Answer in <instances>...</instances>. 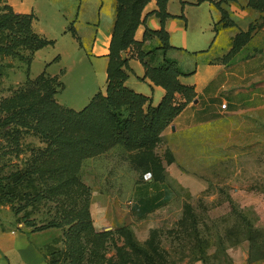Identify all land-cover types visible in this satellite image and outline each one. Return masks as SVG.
I'll return each mask as SVG.
<instances>
[{
    "label": "rangeland",
    "instance_id": "374dc122",
    "mask_svg": "<svg viewBox=\"0 0 264 264\" xmlns=\"http://www.w3.org/2000/svg\"><path fill=\"white\" fill-rule=\"evenodd\" d=\"M6 4L0 0V10ZM256 11L255 34L238 39L242 48L254 38L249 53L264 51V10ZM32 53L23 47L17 57L0 56V98L43 71L48 54L32 64ZM215 118L173 131L174 118L153 142L124 138L83 161L79 177L90 191L94 228L109 232L102 243L98 236L84 239L87 261L97 249L100 264H264V101ZM45 144L29 132L21 153L0 152V231L37 232L49 264H66L67 227L37 230L60 219L59 201L37 198L38 180H16L31 164L32 149ZM147 171L155 179L146 180ZM0 264H7L1 256Z\"/></svg>",
    "mask_w": 264,
    "mask_h": 264
},
{
    "label": "trees",
    "instance_id": "16d2710c",
    "mask_svg": "<svg viewBox=\"0 0 264 264\" xmlns=\"http://www.w3.org/2000/svg\"><path fill=\"white\" fill-rule=\"evenodd\" d=\"M151 1L117 0L106 95L98 93L79 111L63 107L55 96L64 84L57 76H49L44 71L35 79L28 76L24 86L11 96L0 98V152L21 153L22 138L29 132L46 143L45 147L32 149L31 164L16 180H38L43 188L37 198L59 201L60 219L37 230L67 227L64 232L66 253L63 256L66 264H100L97 249L92 251L90 261L86 260L84 239L98 236L102 243V239L109 235V232L99 233L94 228L90 191L79 177L83 161L106 152L124 138L142 144L155 141L161 129L196 96L193 87L180 82L179 76L184 73L178 63L166 56L172 48L169 34L165 31V21L170 16L167 12L169 0H156L158 10L155 13L161 19L162 28L146 30L148 36L157 35L161 45L146 50L143 42L135 40L143 11ZM248 6L264 10V0H249ZM225 14L224 10V18ZM33 19V13L18 12L9 4L4 5L0 10V56L17 57L23 47L31 49L33 56L37 50L54 43L34 33ZM250 32H253L252 26L250 31L237 35L234 50L240 48V36ZM132 46L146 68V76L166 89V95L157 106L152 105L149 97L125 84L130 68L123 52ZM177 100L180 103H176ZM149 172L153 178V172L146 173ZM156 177H159L157 172Z\"/></svg>",
    "mask_w": 264,
    "mask_h": 264
},
{
    "label": "crops",
    "instance_id": "0c3cea01",
    "mask_svg": "<svg viewBox=\"0 0 264 264\" xmlns=\"http://www.w3.org/2000/svg\"><path fill=\"white\" fill-rule=\"evenodd\" d=\"M248 1L167 2L170 16L165 21V31L172 48L166 56L175 60L184 73L179 76L180 82L193 87L196 93L194 100L173 120L170 125L173 131L209 123L216 119V114L227 113L241 104H255L257 99L264 101V51L249 53L254 48V38L242 48L233 49L237 35L250 31L257 19V11L248 6ZM8 2L18 12L33 13L34 33L54 41L37 50L31 62L48 54L41 73L45 71L63 81L64 88L57 95L60 104L79 111L98 93L107 94L117 0ZM157 10L156 0L149 2L135 33V40L143 42L146 50L161 45L157 35H146L147 29L158 31L162 28L161 19L155 13ZM159 53L163 56L161 51ZM123 55L128 58L130 68L126 86L149 97L153 106L159 105L166 89L146 76V68L135 47L128 48ZM72 78L74 82L69 86ZM68 89L72 90L71 98H63ZM225 103L227 109H222ZM206 116L209 118L205 119ZM38 239L37 232L24 228L0 231V256L7 264H49Z\"/></svg>",
    "mask_w": 264,
    "mask_h": 264
},
{
    "label": "built area",
    "instance_id": "2783aa9c",
    "mask_svg": "<svg viewBox=\"0 0 264 264\" xmlns=\"http://www.w3.org/2000/svg\"><path fill=\"white\" fill-rule=\"evenodd\" d=\"M222 109H227L226 103L222 105ZM145 178H146V180L152 178V174L150 172L149 173H146L145 174Z\"/></svg>",
    "mask_w": 264,
    "mask_h": 264
}]
</instances>
